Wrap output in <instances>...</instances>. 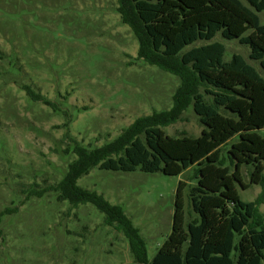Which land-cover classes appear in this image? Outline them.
I'll list each match as a JSON object with an SVG mask.
<instances>
[{
	"label": "rangeland",
	"instance_id": "374dc122",
	"mask_svg": "<svg viewBox=\"0 0 264 264\" xmlns=\"http://www.w3.org/2000/svg\"><path fill=\"white\" fill-rule=\"evenodd\" d=\"M116 5V0H0V211L9 210L0 223V264H133L125 236L106 226L92 204L72 207L49 190L75 158L71 138L99 147L137 117L172 105L179 79L136 60L137 40L120 22ZM256 14L264 25V12ZM211 42L224 45L225 61L238 54L264 79L248 46L219 33ZM23 86L57 110L33 102ZM203 129L191 106L175 124L161 128L172 138H197ZM237 142L229 140L222 156L227 159ZM256 163L252 178L253 166L225 162L229 177L236 165L233 186L243 202H254L261 192L256 182L264 175V160ZM194 169L166 175L93 167L77 185L123 208L150 261L171 232L180 181L186 183L185 221L195 216L187 196L197 184ZM31 189L42 196L29 195ZM259 211L264 216V202Z\"/></svg>",
	"mask_w": 264,
	"mask_h": 264
},
{
	"label": "trees",
	"instance_id": "16d2710c",
	"mask_svg": "<svg viewBox=\"0 0 264 264\" xmlns=\"http://www.w3.org/2000/svg\"><path fill=\"white\" fill-rule=\"evenodd\" d=\"M244 2L116 0L120 22L137 40L136 60L179 79L172 105L137 117L99 147L83 146L71 138L75 158L49 190L57 194L58 201H67L72 207L92 204L104 215L106 226L125 236L133 264H264V216L259 211L264 202V175L256 182L261 192L255 201L243 202L233 186L239 175L236 165L230 177L225 165L226 160L229 165H251L253 178L258 171L256 162L264 160V134L258 133L264 129V79L238 54L225 61L224 45L211 42L219 33L225 40L248 46L249 58L264 71V25L256 14L264 12V0ZM199 41L207 43L192 46ZM23 89L33 102L57 110L55 103L39 92ZM189 106L204 127L200 136H164L161 128L175 124ZM220 109L234 117L222 115ZM234 137L238 142L226 159L222 147ZM192 166L197 184L187 196L195 216L185 221L186 183L180 181L171 232L150 261L144 239L123 208L77 185V180L93 167L179 175ZM28 193L38 197L43 194L34 189ZM8 212L0 211V223Z\"/></svg>",
	"mask_w": 264,
	"mask_h": 264
}]
</instances>
